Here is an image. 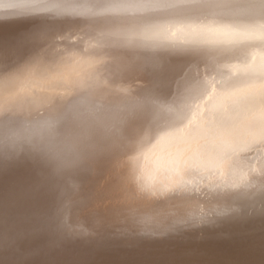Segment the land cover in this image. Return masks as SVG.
<instances>
[{"label": "bare ground", "instance_id": "bare-ground-1", "mask_svg": "<svg viewBox=\"0 0 264 264\" xmlns=\"http://www.w3.org/2000/svg\"><path fill=\"white\" fill-rule=\"evenodd\" d=\"M0 264H264V0H0Z\"/></svg>", "mask_w": 264, "mask_h": 264}]
</instances>
